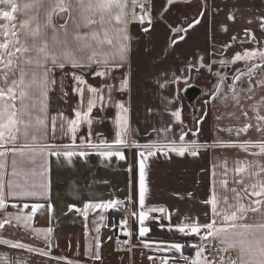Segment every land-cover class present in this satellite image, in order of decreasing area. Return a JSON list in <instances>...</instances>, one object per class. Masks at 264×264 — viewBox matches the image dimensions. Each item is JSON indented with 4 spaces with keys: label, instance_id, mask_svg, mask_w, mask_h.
I'll return each instance as SVG.
<instances>
[{
    "label": "crops",
    "instance_id": "obj_1",
    "mask_svg": "<svg viewBox=\"0 0 264 264\" xmlns=\"http://www.w3.org/2000/svg\"><path fill=\"white\" fill-rule=\"evenodd\" d=\"M14 2L17 5L15 21L0 18V26L11 27L14 23L17 32H20V25L25 20H29L30 27L33 28L36 26L33 17H38L41 24L44 22L47 4L38 13L35 8L36 0ZM25 5L32 7L26 8ZM149 5L153 17L151 30L145 33L139 24L129 25L131 37L129 51L124 67L115 72L116 79L105 80L85 75V79L96 87H102L106 83L119 87L124 76L129 79L128 90L123 93L113 91L112 102L108 103L103 111L99 108L94 109L92 141L98 142L101 139L96 135L97 132L102 133L108 142L114 140V117L118 111L115 104L120 101L129 109L127 139L130 145L134 142L143 144L163 139L165 133L154 129L159 130L169 123H172L173 131L167 135L177 141L181 129L189 133L187 140H196L200 144L264 140V132H257L255 127L239 136L235 134V129L242 127L246 122L256 125V112L252 110L251 105L258 104L264 98V88L257 86L251 100L243 99L241 109L231 100L225 103L219 99L220 95H230L229 85L232 81L226 83L217 74V69L221 66L228 64L234 67L232 63L222 64L221 61H231L236 52L264 48V32L256 23L258 18L264 15V0H174L170 8L166 0H149ZM128 6L131 8L130 2ZM0 8L11 10L10 6L0 5ZM166 8L167 11L164 10ZM201 10L205 11L202 23L188 33L185 41L173 46L174 33L171 29L186 26V23ZM232 14L235 15V20L229 19ZM249 20L253 23L249 24ZM53 21L56 24L63 23V20L56 16ZM245 28L251 29L258 43L251 42V38L245 36ZM233 37L236 39L233 40ZM21 39L23 40V36ZM29 42L31 43V40ZM227 45L231 47H226ZM200 58H203L204 67L199 66ZM241 63L243 66L240 69H244V62L235 64L238 66ZM189 65L194 67L189 70ZM70 71V68L65 69V72ZM235 74L236 72L232 76ZM174 77H190V81L203 87L204 94L196 102L198 111L195 115L179 94L180 88L184 85L183 81L179 84L174 83ZM15 78H18V73ZM55 78L56 87L49 92L47 100L46 135L35 131L33 120L27 137L22 133L18 134L17 147L25 143L46 144L58 148L72 144L70 136L66 134L67 121L74 118V109L78 107L79 98L72 91L74 84L71 75L57 71ZM260 78L264 76L254 77V80ZM217 85L220 86V93L213 91ZM243 86L242 82H237L238 88ZM214 95L217 96L216 99H213ZM241 96L245 97V93L242 92ZM27 103L35 117L38 112L31 109L32 100ZM17 106H20L19 101ZM178 108L182 109L183 124L175 122L170 116V112ZM241 110L248 112L247 118L241 114ZM258 110L260 115H264V104H260ZM61 113L64 119H61ZM202 117L203 123L197 124ZM197 128L200 129L199 134L193 135ZM226 128H232L233 131L231 133L219 131ZM87 131L86 125L80 127L77 145L80 144L81 136L87 138ZM33 134L37 136L36 141L31 139ZM88 151L87 156L75 155L71 159L62 153L60 156L46 153L43 158L37 154L34 166L25 164L17 169L18 172L28 175L15 178L11 176L12 156L8 154L3 169L5 192L8 191L7 182L12 179L16 183L31 187L37 194L33 197H6L7 206L0 210V220L10 213L12 215L7 218L11 219L12 223L0 229V238L31 245L47 254L0 244V264H160V258L163 256L170 258L169 264H187L189 260L180 261L178 257L184 254L189 259L195 258L196 249L192 245L201 243L199 237L168 231L167 227L161 228L160 224L167 226L169 222L172 225L193 221L200 224L210 222L211 206L204 201L211 196L213 169L217 172L218 184L224 164L229 170H234L239 162L251 164L254 169L257 165L264 166V155L252 154L258 153L259 150L255 148L244 151L240 147H209L201 149L199 155L195 157L190 154L181 157L172 153L168 156L148 158L146 205L163 207L167 212L159 213V223L149 218L145 226L150 231L145 237H140L138 234L140 225L137 217L133 215L134 212L138 213L141 210L138 206V149L132 146L124 147L122 149L124 160L115 156L104 158L96 154L95 150ZM233 174V171L229 172V187L233 186L231 182ZM229 196L231 197L230 193ZM110 200L120 203L102 213L101 210H89L87 216L84 215L85 203ZM25 203L29 205L28 208H24ZM13 204L16 206L13 207ZM33 204L41 205L34 215L31 209ZM70 205L75 207L70 209ZM124 207L130 212L127 228L119 226L117 222ZM101 214L104 219H101ZM17 215L22 217L20 223L15 220ZM169 215L171 221L167 219ZM29 216L32 217L31 220L27 219ZM243 223L264 224V212L248 213ZM48 228L52 229L51 233L37 235L34 231ZM97 228L100 229L99 233L96 231ZM127 231L131 232L130 236L125 235ZM45 236L48 237L47 240ZM97 238L100 256L98 260L94 258L97 252ZM162 241L179 242L183 245L182 251L158 252L157 243ZM145 243L149 246L145 247ZM224 247L219 240L210 239L209 242H204L203 255L209 260H215L217 264L221 256L226 261L234 260L239 264V247L229 249L227 252L221 251Z\"/></svg>",
    "mask_w": 264,
    "mask_h": 264
},
{
    "label": "snow or ice",
    "instance_id": "obj_2",
    "mask_svg": "<svg viewBox=\"0 0 264 264\" xmlns=\"http://www.w3.org/2000/svg\"><path fill=\"white\" fill-rule=\"evenodd\" d=\"M129 2L131 8H129ZM149 0H36L35 8L39 13L41 8H45V19L41 24L38 17L32 19L36 21L35 28L30 27V21L25 20L20 25V32H17L15 25L0 26V210L6 208V197H33L37 193L27 185H21L10 179L7 182V193L5 192V182L3 180V169L7 156H12L11 176L13 178L25 175L27 173L18 172L25 164L35 165L37 154L41 158L46 153L60 156L61 153L71 159L75 155L81 157L89 154V149L95 150L96 154L104 158L118 157L124 160L122 151L124 147H135L138 149V167H139V186H138V206L141 209L138 213H133L138 219L139 236L145 237L150 231L145 226L150 214L166 213L163 207H149L146 205L147 185H146V161L150 157L158 155L168 156L176 154L178 156H198L201 149L209 147H240L244 151L249 148L258 149V153L253 155H264V140L258 142L244 141L243 143L219 142L214 144H200L196 140H187L189 135L187 131L180 130L178 141L169 137L172 133L173 125L169 123L166 127L154 131L163 132V139L149 141L143 144H129L127 139L129 109L123 101L117 102L115 107L118 109L115 117V136L112 142L103 138V134L97 132L96 135L101 139L98 142L92 141L93 136V111L99 108L103 111L108 103L112 102L113 91L123 93L129 88V79L124 76L120 81L119 87L115 84H105L102 87L93 86L85 79V75L103 78L105 80H115V72L124 67L127 53L129 51V25L137 23L145 33L150 32L153 23L151 8L146 7ZM174 0H166L170 8ZM0 5L10 6L11 10L0 8V18L14 22L17 5L14 0H0ZM32 7V5H25ZM139 9V11H137ZM167 11L168 9H164ZM205 11H199L195 17L186 23V26L173 27L174 33L172 44L185 41L190 31L200 25L203 21ZM54 16L63 20V23L56 24L53 21ZM230 20H235V15L229 16ZM253 23L252 20L248 21ZM258 28L264 32V15H261L256 21ZM49 31L51 37L49 38ZM226 31V29H225ZM23 36V40L21 39ZM245 36L251 38V42H256L255 35L251 29L245 28ZM236 37H233L235 40ZM31 40V43L29 42ZM226 47H231L227 45ZM244 62V69L238 68L229 85L230 95L223 94L219 99L227 103L229 100L234 102L236 107H241L243 99H252L255 88L259 86L264 88V78L255 79L257 76H264V48L248 50L242 53L236 52L231 61H221L222 64ZM95 66V67H93ZM199 66L204 67L203 58L199 59ZM189 70L194 67L189 65ZM70 68V72H65ZM78 70V71H77ZM87 70V71H86ZM57 71L65 75H71L74 87L72 91L77 95L78 107L74 109V118L67 121L66 134L70 136L71 145L55 147L41 144H23L16 146L18 134L22 133L25 137L28 135L29 128L33 126L35 120V131L42 135L47 133V100L49 92L56 87ZM18 73V78H15ZM11 82L9 83V79ZM190 77H174V83L181 81L185 85L189 84ZM237 82H242L243 87L238 88ZM223 83V81H221ZM163 87V85H161ZM105 89L107 95H105ZM214 93H220V86L214 88ZM245 93L242 98L241 93ZM67 95V93H65ZM217 96H213L216 99ZM32 100L31 109L37 110L38 114L33 117L27 101ZM19 101L20 106H17ZM264 104V98L258 104L251 105L252 110L256 112L257 121L254 126L246 122L242 127L235 129V134L247 133L250 128L255 127L257 132H264V115L259 114V105ZM151 112V109H149ZM241 114L247 118L248 112L241 110ZM170 116L175 122L183 124L182 109H176L170 112ZM207 112L204 113V117ZM64 119L63 113L60 114ZM202 117L197 124L203 123ZM82 125L87 126V138L81 136L80 144L77 145V133ZM63 127V125H62ZM52 130L55 132V117L52 118ZM200 129L197 128L193 135H198ZM219 131L232 132V128L219 129ZM33 141L37 140L35 134L32 135ZM8 145H11L9 147ZM223 171L219 174L221 179L217 184V172L213 169L212 192L208 200L204 203L211 206L212 219L206 224L199 222H182L178 225L167 226L160 224L161 228L167 227L168 231H177L185 236L199 237L201 243L193 244L196 249L195 258L183 257L189 260V264H217L215 260H209L204 256V242L219 240L225 247L221 251L227 252L229 249L239 247V264H264V224L243 223L248 213L264 212V166L257 165L255 169L251 164L239 162L234 170H229L227 165H222ZM131 171V168H129ZM233 171L231 177L232 187H229V172ZM43 187V185L41 186ZM231 194V197L229 196ZM231 199V202H230ZM120 202L116 200L87 202L84 204L83 212L87 216L89 210H101V213L116 207ZM16 205L13 204V207ZM27 203L24 208H28ZM40 204L31 206L34 215ZM70 205V209L74 208ZM79 211V209H77ZM12 214H6L3 220H0V229L6 224H11L12 220L7 218ZM31 216L27 219L31 220ZM22 217L17 215L15 220L21 222ZM101 219L104 216L101 214ZM157 223L159 218L152 217ZM167 219L171 221L170 215ZM27 226V224H25ZM123 227L127 228V221H123ZM37 235L52 229H34ZM99 233L100 229H96ZM130 236L131 232H125ZM251 237V238H250ZM47 240L48 237L45 236ZM156 243V242H153ZM0 244L10 245L13 248L26 249L30 252H40L46 255L43 250L33 248L21 242H14L8 239L0 238ZM145 247L149 244L145 243ZM183 245L179 242L162 241L157 243L158 252H177L182 251ZM99 240L97 238V252L94 258L100 259L98 254ZM153 259V257H149ZM169 257L160 258V264H169ZM219 264H237V261H226L223 256L219 258Z\"/></svg>",
    "mask_w": 264,
    "mask_h": 264
},
{
    "label": "water",
    "instance_id": "obj_3",
    "mask_svg": "<svg viewBox=\"0 0 264 264\" xmlns=\"http://www.w3.org/2000/svg\"><path fill=\"white\" fill-rule=\"evenodd\" d=\"M231 66L226 65V73L228 70H230ZM232 74H226L223 77V80L226 81V83H231L232 81ZM179 94L181 98L187 103V105L190 107V110L193 115H195L198 111L196 102L201 97V95L204 94L203 87L201 85H198L194 81H190L188 85H183L180 88Z\"/></svg>",
    "mask_w": 264,
    "mask_h": 264
},
{
    "label": "built area",
    "instance_id": "obj_4",
    "mask_svg": "<svg viewBox=\"0 0 264 264\" xmlns=\"http://www.w3.org/2000/svg\"><path fill=\"white\" fill-rule=\"evenodd\" d=\"M146 7H149V8H150L149 3L146 4ZM129 215H130L129 209L126 208V207H124V208L122 209V215H121V217H119V218L117 219L118 225H119V226H123V221H125V220L127 221ZM153 216H156V217L159 218V213H153V214H150L149 218L152 219ZM185 256H186V255L182 254V255H180V256L178 257V259H179L180 261H187V260H185V259L183 258V257H185ZM187 264H189V262H187Z\"/></svg>",
    "mask_w": 264,
    "mask_h": 264
},
{
    "label": "flooded vegetation",
    "instance_id": "obj_5",
    "mask_svg": "<svg viewBox=\"0 0 264 264\" xmlns=\"http://www.w3.org/2000/svg\"><path fill=\"white\" fill-rule=\"evenodd\" d=\"M243 64L241 63L240 65L238 64V66L235 68V70L233 69V67L230 68V70L227 71L226 73V66L224 65L223 67L221 66L220 68L217 69V74L219 77H221L223 79V77L226 74H234L236 72V70L238 68H242Z\"/></svg>",
    "mask_w": 264,
    "mask_h": 264
},
{
    "label": "rangeland",
    "instance_id": "obj_6",
    "mask_svg": "<svg viewBox=\"0 0 264 264\" xmlns=\"http://www.w3.org/2000/svg\"><path fill=\"white\" fill-rule=\"evenodd\" d=\"M237 66V64H234V67L233 69L235 70V67ZM0 80H2V77H0ZM11 82V79H9V83ZM0 86H3V85H0Z\"/></svg>",
    "mask_w": 264,
    "mask_h": 264
}]
</instances>
